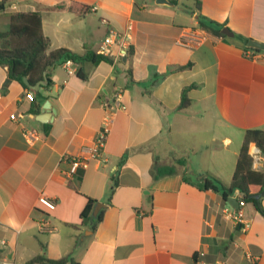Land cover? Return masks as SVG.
Instances as JSON below:
<instances>
[{
	"label": "crops",
	"instance_id": "crops-1",
	"mask_svg": "<svg viewBox=\"0 0 264 264\" xmlns=\"http://www.w3.org/2000/svg\"><path fill=\"white\" fill-rule=\"evenodd\" d=\"M168 1L5 0L0 25L12 13H40L48 53L100 54L111 28L127 36V49L119 58L113 46L110 61L75 64L73 73L53 68L51 86L38 91L43 98L0 65V261L27 264L43 255L70 256L74 264H264V218L252 204L233 209L203 188L210 176L230 185L245 131L264 130V52L249 58L237 37L264 43V0H198L199 9L197 0ZM72 2L89 10L73 13ZM200 15L235 36L203 30ZM117 91L126 108L112 116L100 157L66 178L63 157H78L93 142ZM30 129L36 139L25 135ZM263 165L260 153L253 167ZM165 168L174 173L158 175ZM90 200L91 220L83 223ZM97 204L104 207L94 227ZM232 211L246 226L226 216ZM43 220L53 232L39 231Z\"/></svg>",
	"mask_w": 264,
	"mask_h": 264
},
{
	"label": "trees",
	"instance_id": "trees-1",
	"mask_svg": "<svg viewBox=\"0 0 264 264\" xmlns=\"http://www.w3.org/2000/svg\"><path fill=\"white\" fill-rule=\"evenodd\" d=\"M197 9H199V1L197 0ZM176 4V2H174ZM5 10V0L0 2V11ZM68 10L78 15L85 14L89 7L80 3L72 2L68 6ZM9 18L8 29L0 32V65L8 68L9 78L19 82L28 89L23 83V78H27L30 84L35 85L44 79L46 72L53 68L63 65L67 60H71L74 64L82 65L86 62L97 64L101 61H110V57L96 54L93 52L84 55L76 54L68 49L60 48L48 51L49 39L44 35L42 28V18L38 12H17L7 15ZM199 26L216 36L225 38L221 30L226 26L214 21H208L203 16H199ZM245 45L249 38L237 36ZM245 51L263 52L245 47ZM190 67L186 65L178 67L185 69ZM78 75L83 77L81 69L77 71ZM48 85L43 87L47 89L51 86L52 81L47 74ZM186 90L183 92L181 107H187L189 100L186 96ZM37 96L43 98L41 92H35ZM255 145L264 159V130L250 129L245 131L243 143L239 152L236 168L230 185H224L219 179L210 176L206 180L203 188L213 190L220 193L225 201H228L236 191L243 195L246 203L252 204L256 211L264 218V196L255 199L254 196L264 193V165L263 169L257 171L253 167V158L250 153V146ZM170 168L159 169L158 175L165 176L173 174ZM113 189L111 191V194ZM94 202L89 201L83 210L81 217L83 223L91 220L90 214ZM102 219V212L97 216L95 225ZM27 264H74L73 259L68 256L59 260L48 259L43 255H38L31 259Z\"/></svg>",
	"mask_w": 264,
	"mask_h": 264
},
{
	"label": "built area",
	"instance_id": "built-area-1",
	"mask_svg": "<svg viewBox=\"0 0 264 264\" xmlns=\"http://www.w3.org/2000/svg\"><path fill=\"white\" fill-rule=\"evenodd\" d=\"M93 10L95 11L96 7H94ZM102 22L104 24H108V21L104 18L102 19ZM116 45L119 46L120 48V51L118 53V57L120 58L126 54L127 36L120 35L114 29L111 28L108 30L107 35L102 41L99 52L100 54L109 57L111 55V48ZM246 55L249 58H252L254 52L248 51L246 52ZM63 65L68 69L69 73L74 72L75 64L71 60H67ZM121 99H122L121 93L120 91H117L112 99V102L106 105L107 114L104 117L101 128L99 129L97 136L93 140V142L90 144L83 145L81 147V152L78 157L70 158L66 155L63 157L62 160L69 164V169L66 172H64L66 178L74 177V175L77 173V171L80 168L86 169L91 160L98 159L100 157L103 149L105 148L108 136L111 131L112 116L114 115V113L120 110H125L126 108L122 104ZM11 119H15V115H11ZM25 135L29 138L36 139L38 137V131L34 129L26 130ZM259 155H260V150L258 148H256L254 151L251 152V156L254 162L259 159ZM238 194H240L238 197L239 207H244L246 202L243 199V195L240 192ZM232 197L235 198L234 195ZM39 201L44 203L48 207H54L56 204V201L54 199L46 196H41ZM226 216L230 217L234 221V223H236L237 225L240 224L242 227L246 226L247 224L239 211L226 212ZM39 231L41 233H51L53 232V227H51L48 221L43 220L39 223ZM2 244L5 245L6 242L2 241ZM0 264H14V263L12 261L4 260V261H0Z\"/></svg>",
	"mask_w": 264,
	"mask_h": 264
},
{
	"label": "water",
	"instance_id": "water-1",
	"mask_svg": "<svg viewBox=\"0 0 264 264\" xmlns=\"http://www.w3.org/2000/svg\"><path fill=\"white\" fill-rule=\"evenodd\" d=\"M156 3L158 5H169V6L173 5V3H171L168 0H156ZM221 33L223 35L227 36V37H230V38H233L235 36L234 33L227 27H224L221 30ZM247 47L250 48V49H255V50H259V51H263L264 52V43L256 41V40H253V39H249V41L247 42ZM23 83H24L25 86H27L32 91L38 92L41 87L48 85L47 72L44 75V79L42 81L38 82L35 85L30 84V82L28 81V79L26 77L23 78ZM44 109H46V110L50 109L48 102L44 104ZM52 113H54V112H52ZM43 119L44 118H39V121L44 122ZM189 169L191 170L190 173H192V166L191 165L189 166ZM262 196H264V193L255 195L254 198L255 199H260ZM228 203L233 209H239V202H238V200L236 198H232V197L229 198L228 199ZM102 207H104L103 204H97L93 215L97 216L98 212L100 211V209Z\"/></svg>",
	"mask_w": 264,
	"mask_h": 264
},
{
	"label": "rangeland",
	"instance_id": "rangeland-1",
	"mask_svg": "<svg viewBox=\"0 0 264 264\" xmlns=\"http://www.w3.org/2000/svg\"><path fill=\"white\" fill-rule=\"evenodd\" d=\"M1 22H2L1 25H3L4 23L9 25V18L8 17H4L3 21H1ZM8 25L7 26L5 25L6 27H4V26L3 27L7 30L8 29Z\"/></svg>",
	"mask_w": 264,
	"mask_h": 264
}]
</instances>
